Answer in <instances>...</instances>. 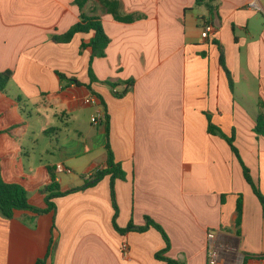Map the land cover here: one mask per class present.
<instances>
[{"label": "crops", "instance_id": "crops-1", "mask_svg": "<svg viewBox=\"0 0 264 264\" xmlns=\"http://www.w3.org/2000/svg\"><path fill=\"white\" fill-rule=\"evenodd\" d=\"M81 13L100 18L110 38L105 57L92 62L93 83L92 50L81 44L94 32L54 40ZM207 23L215 33L204 39ZM6 70L13 78L0 91L2 176L22 184L32 206L47 207L33 204L29 189L50 182L49 167L62 192L80 188L106 167L109 143L126 173L115 181L119 227H146L151 218L170 239L166 257L182 264H209L211 244L217 264H264V208L226 139L208 131L209 115L225 135L235 132L264 195V135L254 130L264 112V0H89L83 12L76 0H0V72ZM15 107L20 116H9ZM97 115L103 118L93 123ZM59 164L70 172H57ZM54 202L55 212L17 210L11 219L0 212V264H167L156 258L166 247L156 228H114L110 176Z\"/></svg>", "mask_w": 264, "mask_h": 264}, {"label": "trees", "instance_id": "trees-1", "mask_svg": "<svg viewBox=\"0 0 264 264\" xmlns=\"http://www.w3.org/2000/svg\"><path fill=\"white\" fill-rule=\"evenodd\" d=\"M87 1H89V0H76V4L80 8L81 12H83V8H84L85 4L87 3ZM209 1L212 2L214 0H209ZM201 2H202V0H197V3H201ZM209 9H210V12L213 13L214 7L209 5ZM117 18L120 20H125V21L126 20L127 21L132 20V18H122V17H117ZM91 31L94 32V36L92 37V39L89 42H84V41L82 42L81 51H83L84 49H87V48H91V50H92L89 73H90L91 83H93L96 81V79H95V76H94L93 70H92V62L95 58L105 57L106 49L110 43V38L108 37V35L104 31V28L102 26L100 18H98L96 16H89V15H85L84 13H81L80 21L76 25H74L65 34L55 37L54 40L57 42L67 43V42L71 41V39L73 38V36L75 34H77V33H89ZM215 43L219 46L220 64H221L223 70L225 71V74L228 78L230 87L233 89L234 88V82H233L232 74H231V72L228 69L227 64H226L224 49L218 41H215ZM59 77L61 78V80L66 79V76L64 74H61V73H59ZM12 78H13V71L12 70H6L3 72H0V91L4 92L8 89ZM106 83L109 84L113 88H116L117 86L120 85L118 83H111V82H106ZM127 85L128 86L126 87V89L122 93H119L120 96L127 93L128 88L131 85H133V82H131V81L127 82ZM87 87L92 92H94L91 84H88ZM96 95L101 100V97L98 94H96ZM17 102L22 107L25 104V101L22 100L21 97L17 98ZM105 118L107 120V131H109V117H108V115L105 116ZM208 121H209L208 122L209 133L214 134V135H218V136L226 139V141L230 145L232 151L235 153V155L240 160L242 167H243L244 177H245L246 181L253 188L255 195L258 197L260 203L262 204V206L264 208V195L261 192L259 186L254 182L252 175H251L250 168L244 163L243 159L240 156L239 150L235 145V132H233L231 136H227L224 134V132L221 130V128H219L218 126L213 124L209 115H208ZM254 130L257 134L264 135V112L259 113V115L257 117V124H256ZM107 149H108V160H107L106 167L97 170L93 174L92 179L89 181L87 180L86 184L80 188H76V189H72V190H69L66 192H62L60 189V185H59V182L57 180L55 173L53 172L52 168L49 167L48 169H49L50 176H51L50 182L44 188H42L40 190V193L45 195V200H46V204H47V207L43 208V209L36 208L30 204L29 199H28V191L22 184L16 183V182H6L3 179L1 161H0V212H1V214L7 219H11V218H13L15 211H17V210H30V211L40 213V214L41 213H49V212H53V211L55 212L56 211V204L54 202V199L61 197V196L68 195L69 193H73L76 191L84 190L88 187H92V186L96 185L97 183H99L106 176H110V178H111V197H112L113 207L115 210V214L113 217L114 228L120 233H126V232H130V231H145L146 228H148L149 226L156 228L159 232H161V234L163 235V237L166 241L165 249L158 252L156 254V258L159 260L165 261L167 264H182L181 262H179L177 260L166 257V253L168 252V250L170 248V239H169L168 235L166 234V232L164 231V229L159 224L154 222L151 218H147V226L146 227H137L133 224V222H131L129 224V226L126 228L119 227V225L117 223L119 208H118L117 199H116L115 181L117 179L125 180L126 179V173L122 169L121 164L117 163L115 161V157H114L113 151L111 150L109 143L107 145ZM222 201L223 202L225 201L224 196L222 197ZM237 213H238V217H237V221H236V227H237L238 234H240V227H241V223H242V213H243V198H242V196H240L238 201H237ZM246 261H247V258L245 259L244 264H246ZM41 263H43V262L42 261L38 262V264H41Z\"/></svg>", "mask_w": 264, "mask_h": 264}, {"label": "rangeland", "instance_id": "rangeland-1", "mask_svg": "<svg viewBox=\"0 0 264 264\" xmlns=\"http://www.w3.org/2000/svg\"><path fill=\"white\" fill-rule=\"evenodd\" d=\"M4 100H5L4 102H6V103L13 102L10 98H7V99L5 98ZM14 106H18V105L14 104ZM13 110L14 111H12V112H10L8 114L9 116H12V117L20 116V111H18L17 107H15ZM31 110L32 109H30V113H31V117L30 118H29L30 113H27L28 120H30V121H32L34 123V125H35L34 130H38L39 131L40 119H38L37 116H36V113H33L32 112L33 110L32 111ZM23 146H24V150H22L23 156L21 158H22V162L27 163L28 160L30 159V157L28 156V152L30 151V142H28V140H27L26 144H24ZM35 148L36 149H35L34 155L32 156V161L37 163V161L40 159V155H41L42 151H41V147L38 146V145ZM45 157L49 158V159L53 158L50 154L45 155ZM44 187H45V184L42 186V188H44ZM42 188H40V189H42ZM29 196H30V201L33 204H37V205H40L42 207H45V205H46L45 195L40 193L39 188L31 187L29 189Z\"/></svg>", "mask_w": 264, "mask_h": 264}, {"label": "built area", "instance_id": "built-area-1", "mask_svg": "<svg viewBox=\"0 0 264 264\" xmlns=\"http://www.w3.org/2000/svg\"><path fill=\"white\" fill-rule=\"evenodd\" d=\"M214 33H215V27L213 24L207 23L206 25H204L203 32H202V37L204 39L210 38ZM92 102H93V98H91V97L87 98L85 100L86 104H91ZM102 118H103L102 115L93 116L92 122L93 123H99L100 120H102ZM56 171L57 172H63V171L70 172V169H67L62 164H59L56 166ZM213 236L214 235L212 233L209 234V238H213ZM127 247H128L127 244H125L124 249L126 250ZM210 247H211V251L209 254V264H217V255H216L215 251L213 250L212 244L210 245Z\"/></svg>", "mask_w": 264, "mask_h": 264}]
</instances>
